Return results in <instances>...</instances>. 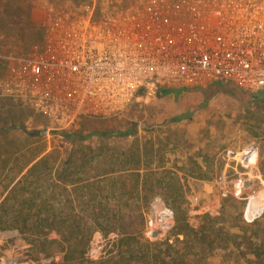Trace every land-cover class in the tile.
Returning <instances> with one entry per match:
<instances>
[{
	"label": "built area",
	"instance_id": "built-area-1",
	"mask_svg": "<svg viewBox=\"0 0 264 264\" xmlns=\"http://www.w3.org/2000/svg\"><path fill=\"white\" fill-rule=\"evenodd\" d=\"M47 11L42 46L4 58L0 98L46 116L56 131L121 116L160 90L201 89L215 80L250 95L264 89V0H93L90 8ZM233 155L244 168L256 151ZM232 182L215 180L219 198L247 188L243 178ZM189 203L191 213H213L194 209L197 197ZM246 210L255 217L256 208ZM172 223V212L155 199L148 235L163 236Z\"/></svg>",
	"mask_w": 264,
	"mask_h": 264
},
{
	"label": "rangeland",
	"instance_id": "rangeland-1",
	"mask_svg": "<svg viewBox=\"0 0 264 264\" xmlns=\"http://www.w3.org/2000/svg\"><path fill=\"white\" fill-rule=\"evenodd\" d=\"M92 1L0 0V59L26 54L42 46L48 8L56 10L65 5L90 8ZM246 96L229 82L211 83L200 91H189L178 97L169 94L146 104H134L115 118L86 119L61 132L54 130L46 116L27 108L20 101L0 98V152H19L14 158H19L20 163L52 154L60 163L71 153L80 156L91 150L95 160L90 164L117 170L122 166L137 165L136 151L139 147L163 150L189 146L191 153L199 152V157L210 160L209 168L204 165L203 168L189 166V169L157 170L151 166L147 173L140 172L139 195L146 201L139 207L144 216L142 238L159 244L165 253L166 239L173 244L174 238L170 235L174 215L172 228L163 236L153 238L146 232L147 214L155 199H159L172 214L176 210L172 200H179L187 214L188 225L197 230L202 224V216L208 214L191 213L189 198L197 197L198 206L194 209H207L213 212L212 218H222L221 225L237 237L238 243L228 251H215L206 262L264 264V114L240 105L238 101H245ZM185 100H189V143L182 133L187 128L185 120L173 121L179 117L173 114L175 107H183ZM128 131L132 134L121 135ZM99 134L109 135L101 137ZM249 148L255 149L256 158L243 168L233 160V154ZM204 174L207 175L203 180L205 184L189 181L186 177L193 175L202 179ZM223 176L233 182L238 178L246 181L247 188L242 190L241 196H228V200L219 198L214 182ZM251 207L257 209L255 217H245L246 209L249 211ZM254 222L257 224L253 226ZM119 239L113 234L106 237L94 234L87 257L98 261L114 255ZM30 255L29 246L16 232H0V264H48L51 261L33 262ZM172 256L171 253L169 257ZM54 260L58 262L59 257Z\"/></svg>",
	"mask_w": 264,
	"mask_h": 264
},
{
	"label": "trees",
	"instance_id": "trees-1",
	"mask_svg": "<svg viewBox=\"0 0 264 264\" xmlns=\"http://www.w3.org/2000/svg\"><path fill=\"white\" fill-rule=\"evenodd\" d=\"M5 70L6 63L0 59V77ZM200 90H160L157 97H178L183 92ZM182 119L181 116L173 121ZM130 134L128 131L121 135ZM13 152H0V232H16L29 246L33 262L45 259L51 260L48 264H208L206 259L215 251H228L238 245L237 237L221 225L222 218L203 215L202 224L193 230L183 203L176 199L172 200L176 210L170 235L174 241L169 244L166 239L167 254L159 244L145 241L144 216L139 207L146 201L139 195V178L141 171L150 170L151 163L141 165L138 153L136 166L114 170L90 164L95 160L91 150L80 156L71 153L60 163L52 154L20 163L19 158H14L19 152ZM205 159L204 165L209 168L210 160ZM196 167L199 168L197 164ZM205 175L201 178L205 179ZM96 233L120 237L114 255L98 261L87 257ZM168 253L173 256L170 258Z\"/></svg>",
	"mask_w": 264,
	"mask_h": 264
},
{
	"label": "crops",
	"instance_id": "crops-1",
	"mask_svg": "<svg viewBox=\"0 0 264 264\" xmlns=\"http://www.w3.org/2000/svg\"><path fill=\"white\" fill-rule=\"evenodd\" d=\"M183 93H189V91ZM173 114L178 115L179 117L182 116L183 118L182 120H185V122L187 123L186 124L187 128H185L184 132L182 133H185L186 142L189 143V100H185V104L183 105V107L182 106L179 108L175 107ZM137 153L140 156L141 165L142 163L150 162L152 168L157 170H165V169L170 170L176 168L189 169V166L196 168V164L198 167H202V168L204 167L203 158L198 156L199 152L191 153V151H189V146L185 147L184 149L177 147L175 148L170 147L163 150L160 149L157 150L156 147L152 149L139 147ZM192 163H194L195 166ZM186 177L189 181L201 182L200 184H205V181H203L204 179H197L193 175L190 176L187 175ZM246 215H247V210L245 211V217Z\"/></svg>",
	"mask_w": 264,
	"mask_h": 264
},
{
	"label": "flooded vegetation",
	"instance_id": "flooded-vegetation-1",
	"mask_svg": "<svg viewBox=\"0 0 264 264\" xmlns=\"http://www.w3.org/2000/svg\"><path fill=\"white\" fill-rule=\"evenodd\" d=\"M245 94L247 95L245 101H238L239 104L245 107H252L264 114V89L255 95H250L248 93Z\"/></svg>",
	"mask_w": 264,
	"mask_h": 264
},
{
	"label": "water",
	"instance_id": "water-1",
	"mask_svg": "<svg viewBox=\"0 0 264 264\" xmlns=\"http://www.w3.org/2000/svg\"><path fill=\"white\" fill-rule=\"evenodd\" d=\"M213 83H220V81L219 80H215ZM247 185V184H246ZM157 235V233H153V236H156Z\"/></svg>",
	"mask_w": 264,
	"mask_h": 264
}]
</instances>
